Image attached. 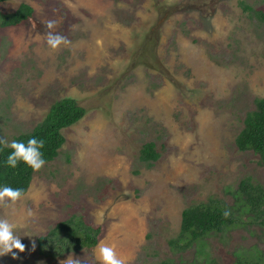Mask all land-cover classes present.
<instances>
[{
    "label": "rangeland",
    "instance_id": "obj_1",
    "mask_svg": "<svg viewBox=\"0 0 264 264\" xmlns=\"http://www.w3.org/2000/svg\"><path fill=\"white\" fill-rule=\"evenodd\" d=\"M242 1L251 10L239 0L0 2L1 13L19 2L32 7L21 22L0 25V138L11 143L61 96L85 109L61 129L56 156L32 172L22 201L0 207L26 246L0 264H64L69 256L100 264L102 244L126 264H232L236 251L256 249L264 260V227L244 213L206 234L201 251L168 243L183 207L231 203L241 178L263 183L258 155L234 143L254 98L264 96V0ZM49 32L70 43L53 50ZM148 140L158 156L145 166L137 155ZM71 214L98 226L95 245L39 253L36 236Z\"/></svg>",
    "mask_w": 264,
    "mask_h": 264
},
{
    "label": "trees",
    "instance_id": "obj_2",
    "mask_svg": "<svg viewBox=\"0 0 264 264\" xmlns=\"http://www.w3.org/2000/svg\"><path fill=\"white\" fill-rule=\"evenodd\" d=\"M3 0H0V2ZM242 8L251 7L239 0ZM32 12V7L26 2H19L11 11L0 12V25H14L26 19ZM260 13L259 11H257ZM261 17H264L263 14ZM254 107L243 117L242 126L234 137L238 149H250L258 155V162L263 171V183H252L248 178L238 180L232 189V202L223 203L220 200H208L189 204L180 211L179 227L175 236L168 240L171 248L184 249L191 244L201 251L204 236L210 232H218L224 228L242 222L237 216L244 213L249 221L264 227V96L255 97ZM85 112L82 105L71 95H64L53 100L43 117L29 130L18 132L12 141H27L35 137L44 141L40 149L45 161L54 158L64 137L61 129L77 121ZM13 151L10 147L0 144V187L10 186L26 191L33 170L22 161L17 167L7 166L8 155ZM158 156L151 140L145 141L138 149V159L145 166H150ZM230 212L226 218L224 212ZM98 226L86 223L81 216H70L56 221L44 234L35 238L36 249L39 253L57 256L69 250L91 247L97 242ZM232 264H264V260L257 249L255 253L242 256L235 252ZM158 264H168L161 260Z\"/></svg>",
    "mask_w": 264,
    "mask_h": 264
},
{
    "label": "clouds",
    "instance_id": "obj_3",
    "mask_svg": "<svg viewBox=\"0 0 264 264\" xmlns=\"http://www.w3.org/2000/svg\"><path fill=\"white\" fill-rule=\"evenodd\" d=\"M55 27V21H48L47 28L52 29ZM47 43L53 49H58L62 44L67 45L70 43L66 37L48 33ZM0 144L10 147L13 151L8 155L6 164L11 168L17 167L19 162H23L29 166L33 171H40L45 165L46 161L40 149L44 147L43 140H37L35 137L30 138L27 144L21 141L8 142L5 138H0ZM24 196L23 190L12 188L10 186L0 187V207L14 208L19 202L22 201ZM224 216L227 218L230 212L225 211ZM28 215H32L29 210ZM16 225L10 223L7 218H0V256L12 253L15 258L16 253L14 249L19 252L25 251V244L22 243L21 238L16 234ZM35 244L33 243V249ZM97 259L100 264H126L125 260L120 258L113 247L107 245H100L98 247ZM64 264H81L78 258L71 256L64 260Z\"/></svg>",
    "mask_w": 264,
    "mask_h": 264
}]
</instances>
